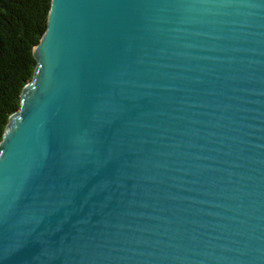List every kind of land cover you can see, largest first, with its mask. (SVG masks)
Wrapping results in <instances>:
<instances>
[{
	"label": "water",
	"instance_id": "water-1",
	"mask_svg": "<svg viewBox=\"0 0 264 264\" xmlns=\"http://www.w3.org/2000/svg\"><path fill=\"white\" fill-rule=\"evenodd\" d=\"M0 141V264H264V0H51Z\"/></svg>",
	"mask_w": 264,
	"mask_h": 264
},
{
	"label": "trees",
	"instance_id": "trees-1",
	"mask_svg": "<svg viewBox=\"0 0 264 264\" xmlns=\"http://www.w3.org/2000/svg\"><path fill=\"white\" fill-rule=\"evenodd\" d=\"M51 0H0V141L20 93L32 79L34 46L47 26Z\"/></svg>",
	"mask_w": 264,
	"mask_h": 264
}]
</instances>
